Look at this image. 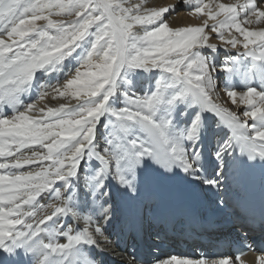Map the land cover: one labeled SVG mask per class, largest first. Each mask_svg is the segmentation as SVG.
<instances>
[{
	"label": "snow or ice",
	"instance_id": "1",
	"mask_svg": "<svg viewBox=\"0 0 264 264\" xmlns=\"http://www.w3.org/2000/svg\"><path fill=\"white\" fill-rule=\"evenodd\" d=\"M183 3L201 24L171 27L176 5L147 0H0V264H102L107 229L144 230L173 182L220 189L236 161L264 171V27H250L264 0Z\"/></svg>",
	"mask_w": 264,
	"mask_h": 264
},
{
	"label": "bare ground",
	"instance_id": "2",
	"mask_svg": "<svg viewBox=\"0 0 264 264\" xmlns=\"http://www.w3.org/2000/svg\"><path fill=\"white\" fill-rule=\"evenodd\" d=\"M220 2L235 3L236 0H220ZM169 5H176L174 11L165 14L171 27L195 26L202 23L203 18L198 19L188 15L191 9L183 3V0H179V2L178 0H147L146 4L147 7L156 8ZM250 27L256 30L264 27V23L252 24ZM206 31L208 30L206 29ZM225 35L227 36V33ZM209 42L220 46L218 59L224 60L225 54L219 38L215 34H211ZM232 54H235V50H232ZM149 83L144 77H140L136 82L137 94H142ZM220 86L223 87V81H221ZM221 96L223 99L220 102L227 99L223 93ZM50 103L56 104L58 102L50 101ZM226 106L232 107L230 103ZM240 110H243V106H240ZM205 151H210V148L206 146ZM205 167L206 171L203 175L215 178L214 166L208 163ZM263 172L260 167L246 168L242 167L239 161H236L220 189L201 187L199 182H173L171 191L175 195L159 204L156 209L159 219L152 221L150 225L146 223L145 229L139 234H135L134 230L122 224H116L107 229V232L110 233V249L103 252L93 250V254L97 261L102 262V264H124L133 255L146 264L154 257L164 260L173 255L192 259L219 258L214 246H211L213 240L210 233L217 236L225 235L223 226L228 223L226 219L237 209H241L243 212L244 209L249 208L258 214L256 196L260 189L257 179L259 181ZM193 195L196 196L197 200L192 199ZM218 198H223L227 202V207L223 211L217 209L216 201ZM217 216H222V219L215 222L218 223V227L210 230L206 221L216 219ZM235 220L238 221L239 219L235 217ZM156 232H159V236L155 235ZM259 233L260 231H257L254 235L259 236ZM137 236H140V243L146 247H142L138 253H134V247L138 243ZM118 239L123 241L120 246L117 244ZM112 248L115 249V253L111 251ZM257 255H247L242 260L244 264H256Z\"/></svg>",
	"mask_w": 264,
	"mask_h": 264
},
{
	"label": "rangeland",
	"instance_id": "3",
	"mask_svg": "<svg viewBox=\"0 0 264 264\" xmlns=\"http://www.w3.org/2000/svg\"><path fill=\"white\" fill-rule=\"evenodd\" d=\"M184 12V11H183Z\"/></svg>",
	"mask_w": 264,
	"mask_h": 264
}]
</instances>
